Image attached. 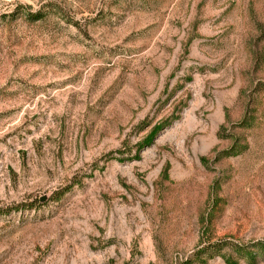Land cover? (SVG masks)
Listing matches in <instances>:
<instances>
[{
    "label": "rangeland",
    "instance_id": "1",
    "mask_svg": "<svg viewBox=\"0 0 264 264\" xmlns=\"http://www.w3.org/2000/svg\"><path fill=\"white\" fill-rule=\"evenodd\" d=\"M203 230L264 243V0H0V264H195Z\"/></svg>",
    "mask_w": 264,
    "mask_h": 264
},
{
    "label": "trees",
    "instance_id": "2",
    "mask_svg": "<svg viewBox=\"0 0 264 264\" xmlns=\"http://www.w3.org/2000/svg\"><path fill=\"white\" fill-rule=\"evenodd\" d=\"M177 117L178 115H172L169 118L164 119L158 125L154 126L149 132V134L144 138L142 143L138 145L136 153H138L141 150V147H148L149 145H151L155 136L161 130L168 127L174 120L177 119ZM244 122H246V120H244ZM219 133L220 132H218V134ZM230 149L232 150L236 149L235 145L234 148L231 147ZM238 150H235V152L233 153L236 154ZM217 203L218 202L212 200V206L216 207ZM208 217H210V215H208ZM206 218H201V223H203V221L205 222L207 220ZM206 233L207 231L205 230H203L200 233L199 244L196 247V250L191 255L192 260L196 261L195 264H205L206 260L212 258L213 256L220 257L225 264H238V259H245L249 264H255L259 255L264 254L263 242H255L248 245H242L239 243L228 241L225 238H220L215 242L211 243L209 242V239L206 238L207 241L203 243V237L205 236ZM226 249L229 250V252L231 253L230 255H226L225 253L222 254L221 251ZM187 264H190V262Z\"/></svg>",
    "mask_w": 264,
    "mask_h": 264
}]
</instances>
